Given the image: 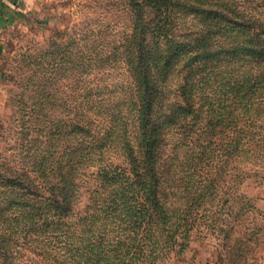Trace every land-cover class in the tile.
I'll return each mask as SVG.
<instances>
[{
    "label": "trees",
    "instance_id": "trees-1",
    "mask_svg": "<svg viewBox=\"0 0 264 264\" xmlns=\"http://www.w3.org/2000/svg\"><path fill=\"white\" fill-rule=\"evenodd\" d=\"M117 3L124 19L109 42L73 33L25 60L33 70L14 103L25 141L16 168L0 172V264H155L217 196L200 171L256 149L264 0ZM118 63L127 75L112 82ZM206 84L217 95L197 125ZM86 168L93 184L75 214Z\"/></svg>",
    "mask_w": 264,
    "mask_h": 264
},
{
    "label": "rangeland",
    "instance_id": "rangeland-1",
    "mask_svg": "<svg viewBox=\"0 0 264 264\" xmlns=\"http://www.w3.org/2000/svg\"><path fill=\"white\" fill-rule=\"evenodd\" d=\"M121 9L117 0H0V172L16 168L20 143L25 141L20 140L14 103L20 85L33 70V65L25 63L26 58L48 48L52 40L65 41L73 33L91 32V42L99 38L109 42L116 17L124 19ZM109 70L112 82L126 78L122 63ZM199 92L200 102L206 105L205 117L197 125L206 122L208 102L217 95L214 84L202 86ZM252 133L258 143L254 152L235 154L225 168L219 161L218 168L200 171L213 178L206 183H211L209 189L217 196L195 208V223L183 248L175 246L155 264H264V130L255 127ZM108 155L125 164L115 148ZM92 170L86 168L78 176L75 214L85 211Z\"/></svg>",
    "mask_w": 264,
    "mask_h": 264
}]
</instances>
